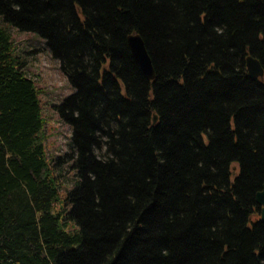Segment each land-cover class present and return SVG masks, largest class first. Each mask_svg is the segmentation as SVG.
Masks as SVG:
<instances>
[{
	"label": "trees",
	"instance_id": "1",
	"mask_svg": "<svg viewBox=\"0 0 264 264\" xmlns=\"http://www.w3.org/2000/svg\"><path fill=\"white\" fill-rule=\"evenodd\" d=\"M12 28L73 86L54 105L75 176L59 209ZM248 56L264 69V0H0V264H264V76Z\"/></svg>",
	"mask_w": 264,
	"mask_h": 264
},
{
	"label": "rangeland",
	"instance_id": "2",
	"mask_svg": "<svg viewBox=\"0 0 264 264\" xmlns=\"http://www.w3.org/2000/svg\"><path fill=\"white\" fill-rule=\"evenodd\" d=\"M11 34L13 54L24 62L27 75L41 90L39 98L41 117L44 122V151L50 167L61 172L59 176L60 197L55 205V209H59L64 204L62 198L75 182V176L69 161L64 159L60 163L57 161V156H63L68 150L70 129L67 123L59 117L54 105L69 95L73 91V86L59 70L57 59L51 56L44 41L37 34L18 31L15 28L11 29ZM52 163L58 164L53 166ZM73 227L76 225L72 222L65 226L68 230Z\"/></svg>",
	"mask_w": 264,
	"mask_h": 264
},
{
	"label": "water",
	"instance_id": "3",
	"mask_svg": "<svg viewBox=\"0 0 264 264\" xmlns=\"http://www.w3.org/2000/svg\"><path fill=\"white\" fill-rule=\"evenodd\" d=\"M127 42L133 58L143 73L148 79H152L154 77V70L151 58L141 36L139 34H130L127 37ZM246 67L249 76L253 78H262L264 76V69L258 59L248 56L246 59ZM153 120L155 121L156 117ZM255 200L261 206L260 219L264 220V183L262 189L256 193Z\"/></svg>",
	"mask_w": 264,
	"mask_h": 264
}]
</instances>
